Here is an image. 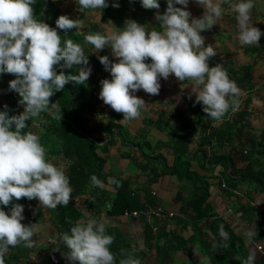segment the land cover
Wrapping results in <instances>:
<instances>
[{
  "label": "clouds",
  "instance_id": "clouds-1",
  "mask_svg": "<svg viewBox=\"0 0 264 264\" xmlns=\"http://www.w3.org/2000/svg\"><path fill=\"white\" fill-rule=\"evenodd\" d=\"M77 2L81 8L90 10L109 6L107 0ZM140 2L144 9L160 8L158 0ZM196 2L204 9L198 19L185 10L189 0H167L164 14L157 11L155 15L161 30L129 19L119 31L97 32L84 37L85 43L97 52L110 45L113 55L119 58L113 63L108 56H98L104 69L111 74V80L100 82L99 99L123 114L124 120L137 118L145 106V101L135 92L143 90L158 95L160 79L167 80L170 75L180 82L193 83L196 101L204 106L203 111L211 119L222 121L229 110L233 113L239 110L236 98L241 89L221 64L209 67V58L217 52L212 45L205 46V38L200 33L217 24L224 12L222 5L228 4L236 13L239 43L242 46L259 44L264 33L252 26L253 0H239L235 4H231V0ZM174 3L183 8L174 7ZM34 4L35 0H0V73L16 77L9 81V91L18 93L19 103L24 107L19 115L9 116L7 110L0 111V205H11L8 213L0 209V264H5L10 247L34 246L35 224L22 223L24 206L13 203L14 200L38 199L44 207L55 209L68 205L72 198L73 189L65 170L47 160L40 137L25 131L26 122L44 112L60 121L61 107L50 103V98L64 90L70 81L84 84L92 71L83 45L69 38L62 39L57 31L82 27L83 21L61 15L56 20V28L50 27L36 19ZM112 7L118 8L119 4L113 3ZM149 59L151 62L147 63ZM74 65L79 66L78 75H65L63 71L57 74V66L72 68ZM90 179L93 187H104L97 176L92 175ZM109 183L120 186L116 178H109ZM76 200L73 198L74 203ZM106 227V221L93 217L78 221L70 234L61 238L68 249L66 258L78 264H116V256L110 250L115 237L107 234ZM220 235L223 240L228 239L222 227ZM246 235L249 239L256 236L255 227L247 229ZM255 257L256 251L249 250L244 264H255ZM119 264H141V260L128 254Z\"/></svg>",
  "mask_w": 264,
  "mask_h": 264
},
{
  "label": "crops",
  "instance_id": "crops-1",
  "mask_svg": "<svg viewBox=\"0 0 264 264\" xmlns=\"http://www.w3.org/2000/svg\"><path fill=\"white\" fill-rule=\"evenodd\" d=\"M49 1L54 3L53 5L61 15L83 21L82 27L74 29L88 35L92 34L93 31L90 30V27H97L101 34L119 31L125 27V21L129 19L150 28L161 30L160 25L155 20V15L157 11L164 14L167 0H158L159 10L144 9L140 0H107L109 6L101 10L83 9L77 0ZM232 2L235 4L237 0H231ZM113 3H118L119 7H112ZM173 6L183 8L182 5L175 3ZM46 7L47 3L45 2L43 18ZM222 7L224 12L217 24L210 30L201 31L200 35L205 38V46L212 45L217 52L216 56L209 58V67H214L217 64L223 66L224 62L229 61L232 62L234 68L242 65L249 66L252 87L249 90L241 89L240 95L236 98L240 103L239 110H241L244 107L246 95H249L245 107L248 111L246 118L234 124L233 127L227 126V122L232 116V114L230 115L231 110H229L222 121H215L207 116L203 108H199L198 104L201 103L196 101V94L192 91L193 83L191 81L180 82L174 75H170L167 80L161 78V88L158 95H150L143 90H139L135 94L145 101V106L140 110V115L137 118L124 120L123 114L119 113V121L123 124V130L135 135L136 139L124 145L115 139L106 151H98L105 158L104 168L110 174L105 180L104 187H99L100 197L98 199L101 198L102 204L97 206V212L89 210L87 193L75 196L77 200L74 204L79 208L82 219L93 217L98 221H106V229L116 228L134 250L146 251L141 259V264L154 263L156 255L155 247L145 250L143 245V232L146 224L150 226L153 235L159 229V232L179 236L184 244V248L176 250L169 259L160 261L159 264H171L172 262L176 264H205L208 262L209 258H207L206 252L209 246L204 244L203 240L211 238L212 233L205 225L206 223L203 222L204 224L199 225L201 234H196L193 226L196 227L197 224H193V212L185 205V202L194 196L196 183L189 177H177L164 170L165 167L174 162L177 149H186V146L187 152L184 153L186 170L196 173L199 178H205L207 182L205 201L211 210L213 219L219 225L218 233L220 234L222 227L226 233L232 232L242 241L246 257L240 260V264H244V260L249 255V250L256 251L255 264H264V247L261 246L264 245V194L258 189L255 180L233 175L226 162H211L215 155L230 153L234 168L242 169L253 175L259 171H264V153L258 154L259 151L256 150V155L249 163H247V158L245 160L237 154V149L242 148L240 144L243 139L249 141L254 139L255 142H258L259 135L264 130V52H256L239 43L236 13L231 11L228 4H224ZM185 10L191 13L192 18L197 19L202 17L204 11L196 0H189ZM252 14L255 17V22L259 25L258 28L264 33V13L256 7ZM88 45L85 43V46ZM89 52L93 54L96 60L98 56L103 54L108 56L109 61L113 63L119 60L113 55L110 45L105 46L99 52L91 46ZM146 62L150 63L151 61L149 59ZM94 63L97 64L98 61L93 62V67L95 66ZM98 67L99 65L96 68ZM109 73L107 71L111 78ZM145 122H149L147 128ZM217 125H224L222 132H228L231 140H223L218 145L216 142L210 141L209 144H203L200 147L205 152V156L201 157L200 154H196L194 150L198 148L200 136L209 133L218 127ZM178 139L180 140L178 141ZM144 141L150 146L146 148ZM182 141L189 142L183 147ZM133 143L142 145V155L138 154ZM153 144L157 148L153 147ZM128 147L131 148L130 153H128ZM120 152L124 154L120 156ZM130 155L138 165L136 173L128 168L127 159ZM157 155L159 157H156ZM108 159L111 160V163ZM229 171L232 174H229ZM138 174L142 176L141 180H136V176L139 177ZM114 177L120 181L119 187L109 183V178ZM127 178L130 179V182H126ZM132 179L135 180L133 183ZM136 181L143 186H136ZM143 187L144 191L147 189L150 192V197H147L149 201L147 204H145ZM116 191L120 192L129 202L136 203L137 206L142 204V207H136L137 209L140 208L148 212L135 218L107 215V205L110 204L111 197ZM31 205L32 208L41 206L42 217L40 216L38 222L32 223L41 226L36 229V234L33 236L34 246L31 248L21 247L17 251L20 256L17 264L68 263L69 260L65 254L59 251L61 246L59 240L62 235L58 234L51 224L49 211L40 204L38 199H32ZM153 213H158V217L149 219L148 217ZM80 220L78 219L77 222ZM253 226L256 230V236L249 239L246 230ZM206 235L208 237L202 239ZM39 237H43V239L37 240ZM181 242L179 241V243ZM171 258L173 259L171 260Z\"/></svg>",
  "mask_w": 264,
  "mask_h": 264
},
{
  "label": "trees",
  "instance_id": "trees-1",
  "mask_svg": "<svg viewBox=\"0 0 264 264\" xmlns=\"http://www.w3.org/2000/svg\"><path fill=\"white\" fill-rule=\"evenodd\" d=\"M45 2L47 3V7L43 18V6ZM53 4L54 3L49 0H35L33 7L36 19L47 23L50 27L56 28V20L61 14ZM165 7L167 8V1L165 2ZM90 30H93L92 33L98 32L97 27H90ZM57 31L62 36V39L63 37L69 38L72 39L74 43L83 45L85 55H88V66L92 71L89 79L84 84H77L70 81L65 85L64 90L56 92L50 98V103H57L61 107L62 118L60 121L53 119L49 112H44L41 113L39 117L26 122L28 127L25 131H30L40 137V142L46 149L47 160L63 168L66 175L69 177V183L73 189L69 204L66 206L59 205L55 209L47 208L50 213L51 224L55 231L63 236L64 234H70V229L76 225L77 220L82 219L79 208L73 202V198L76 195L87 193L89 197L87 206L91 211H96L97 206L102 204L101 198L98 199V197H100V189L99 187L92 186L90 177L95 175L105 183L110 173L105 170V158L102 157L98 151H106L107 147L113 144L115 139H118L122 145L130 143L131 139L125 137L126 131L123 130V124L119 121L120 114L114 110H108L107 113L103 114L104 107L99 101V95L97 96L94 94L101 86V80L99 78L109 79L110 77L106 74L107 71L99 62V59L97 58L96 60L93 54L89 52L91 45L85 46V32H77L74 28L69 29L67 32L60 29H57ZM248 48L256 52H264V34H262L259 44L248 45ZM101 56L105 55L103 54ZM94 61H98V63H94L95 66L93 67L92 64ZM231 63L232 62L229 61L223 64L224 69L228 72L229 78L235 81L240 89L249 90L252 87L249 66L242 65L238 68H234ZM97 65H99L98 68H96ZM78 68L79 66L75 65L72 68L57 66L56 71L57 74L63 71L65 75H78ZM15 78L14 75L7 73H3V76H0V111L7 110L9 116L19 115L24 110L23 105L19 103L20 97L18 93L9 91V81ZM248 100L249 95L247 94L244 99L243 109L234 113L231 111L230 115L232 114V116L227 122V126L231 125L233 127L234 124L246 118L248 111L245 107ZM5 105L7 109H5ZM32 124H35V126ZM223 127L224 125H219L212 131H209V133L200 136L197 146L199 151L198 148H196L194 152L198 151L202 157L205 156V152L200 149L203 144H209L211 141L216 142L218 145L223 140L230 141L231 138L229 133L222 132ZM188 142L189 141H182L181 144L184 147ZM145 144L146 148L150 146L147 142H145ZM133 145L136 146L138 154L142 155V145L134 143ZM240 145H242V148L237 149V154L245 160L247 158V163H249L256 155V150L259 151L258 154L264 153V130L261 131L258 142H255L254 139L253 141L243 139ZM254 149L255 151H253ZM185 152H187V146L186 149H177L174 162L170 166L165 167L164 170L177 177H189L196 183V192L193 197L185 202V205L193 212V224H197L196 227L193 226L196 234H201L199 225L204 224L203 222L206 223L205 225L212 233L211 238L205 239L208 235L202 237V239H205L203 243L209 246L206 252V255H208L207 258H209L208 264H240V260L246 257L242 241L232 232H227L228 239L226 241L223 240L218 233L219 225L213 219L211 210L205 201L207 197V182L205 178H199L196 173L186 170ZM119 154L121 156L124 153L120 152ZM221 160L226 161L233 175H239L243 178L248 177L249 179L255 180L258 189L264 194V171H259L253 175L246 173L242 169L234 168L230 153L215 155L212 157L211 162L218 163ZM231 172L229 171V174H232ZM144 187L143 193H145V204H147L149 203L147 197H150V192L147 189L144 191ZM13 203H19L24 206V220L22 223L25 225L38 222L40 216L42 217L41 206L32 208V200L22 198L19 201L14 200ZM10 207L11 205L7 207L0 205V209H3L6 213L10 211ZM136 207L141 208L142 204L137 206L136 203L129 202L120 192L116 191L113 197H111V202L106 213L113 217L119 215L125 208L132 209ZM156 216L158 217V213H153L148 218L155 219ZM106 232L115 237L113 244L110 246V250L116 256V264H119V261L126 258L128 254L134 255L140 260L145 255L146 251L134 250L133 247L128 244L126 238L119 233L116 228H108ZM61 238L59 240L60 242ZM179 241L181 242L182 238L175 234L172 235L161 231L159 232L158 229L156 234L153 235L150 226L146 224L144 228L143 245L145 246V250L155 247V258L158 262L167 260L173 252L184 248V244L182 242L179 243ZM224 244H227L226 248L223 247ZM214 245H216V247H214ZM21 247L23 246H17L15 248L10 247L9 253L5 257V264H17L19 262L20 256L17 254V251ZM59 251L64 254L68 251L67 247L63 245L62 242ZM63 264H78V262L69 261Z\"/></svg>",
  "mask_w": 264,
  "mask_h": 264
},
{
  "label": "rangeland",
  "instance_id": "rangeland-1",
  "mask_svg": "<svg viewBox=\"0 0 264 264\" xmlns=\"http://www.w3.org/2000/svg\"><path fill=\"white\" fill-rule=\"evenodd\" d=\"M237 2H239V0H237ZM253 3H254V7H253V9L251 10V19L253 20V23H252V26H254V27H259V25L255 22V17H254V15L252 14V13H254V11L256 10V7H258L261 11H262V13H264V0H257V3H256V0H253ZM231 4H234L233 2L231 3ZM252 20H251V22H252ZM251 46V45H250ZM245 47H248L247 45H245ZM107 74V73H106ZM110 74V73H109ZM108 75V74H107ZM111 75V74H110ZM0 76H3V73H0ZM103 76V75H102ZM101 79V78H100ZM101 80H103V79H101ZM101 85V84H100ZM100 90H101V86H100V88L98 89V90H96L95 92H94V94L95 95H99V92H100ZM134 94H137V92H135ZM99 98V97H98ZM99 101L103 104V114H105V113H107V111H108V109H110L111 107L110 106H108V105H105L104 103H103V101L101 100V99H99ZM198 103V102H197ZM199 105V108H203L204 106L203 105H201V104H198ZM196 106V105H195ZM148 118H149V116H148ZM149 122H145V127L147 128L149 125ZM33 126H35V124H32ZM37 126V125H36ZM38 128H40V127H38ZM126 138H128V139H131V140H134V139H136V137H135V135H132V133H129L128 131L126 132V136H125ZM180 139H178V141H179ZM179 146H180V143L178 144ZM153 147H155L154 146V144H153ZM155 148H157V146L155 147ZM155 148H154V151H155ZM127 150V149H126ZM128 150H129V153L131 152V148L130 147H128ZM196 154H198L199 155V153L198 152H196ZM131 156L132 155H130L129 156V158L127 159V164H128V168H129V170H131V171H135V173H136V171H137V168H138V165H137V163L131 158ZM156 157H159L158 155L156 156ZM108 161L111 163V160L110 159H108ZM222 162H226V161H224V160H221ZM139 175V174H138ZM136 180H141L142 179V176L141 175H139V177L138 176H136ZM135 180L134 179H132V183L134 182ZM126 182H130V179L129 178H127L126 179ZM136 186H139V187H142L143 185L142 184H140V183H137V181H136V184H135ZM44 225H45V223H44ZM40 224H37V225H35V227H36V229H38V228H40ZM41 230V229H40ZM42 231V230H41ZM42 233H43V231H42ZM40 239H43V237H39L37 240H40ZM171 256V255H170ZM170 256L168 257V259L170 258ZM173 258H171V260H172ZM152 264H159V262L158 261H156V258H155V260H154V263H152ZM171 264H176L175 262H172ZM205 264H208V262L207 263H205Z\"/></svg>",
  "mask_w": 264,
  "mask_h": 264
},
{
  "label": "built area",
  "instance_id": "built-area-1",
  "mask_svg": "<svg viewBox=\"0 0 264 264\" xmlns=\"http://www.w3.org/2000/svg\"><path fill=\"white\" fill-rule=\"evenodd\" d=\"M147 212H148L147 210H142V209H137V208H132V209L125 208L123 209L121 215L124 217H128V218H135L139 216L140 214L147 213Z\"/></svg>",
  "mask_w": 264,
  "mask_h": 264
}]
</instances>
